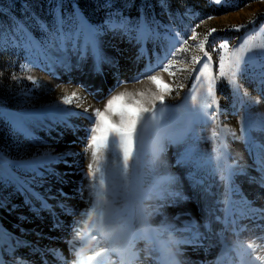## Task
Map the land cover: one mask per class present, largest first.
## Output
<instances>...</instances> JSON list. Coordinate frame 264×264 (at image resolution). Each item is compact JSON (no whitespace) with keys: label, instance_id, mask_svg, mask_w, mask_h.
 I'll use <instances>...</instances> for the list:
<instances>
[{"label":"rangeland","instance_id":"rangeland-1","mask_svg":"<svg viewBox=\"0 0 264 264\" xmlns=\"http://www.w3.org/2000/svg\"><path fill=\"white\" fill-rule=\"evenodd\" d=\"M102 1L108 2L109 7L101 10L91 4L81 10L72 4L75 0H71V4L67 0H0V209L12 203L15 207L12 209L19 214L24 189L46 193L44 184H40L50 179L44 180V175L37 170L39 165L59 155L60 151L55 152L54 146L66 147L70 158H90V150L86 151L89 122L85 108L91 104L102 109V102H106L109 93L125 90L145 93L137 99L151 107L153 94L162 93L143 74H158L174 91L165 96L163 106L156 101L157 109L163 107V111L158 110L156 120L145 127L127 184L121 179L118 163L114 162L119 157L112 155L108 161L104 199L110 219L105 226L115 227L117 231L105 238L91 227L90 221L87 225L74 223V227L63 234L68 237L67 231H71L73 236L67 239H74V229H84L83 237L90 234L101 239L97 252L101 248L117 249L109 252L114 262L125 254L128 239L138 236L140 238L134 243L145 245L152 257L159 258L171 239H184L196 243L195 248H202L204 254L195 252L204 260L208 258L210 264H248L249 250L245 245L251 242L250 235L260 233L264 236V216L259 212H246L240 202L242 195L252 202L254 209H264V186L260 183L264 176L261 170L264 53H251L246 71L240 76L242 91L246 90L248 96L238 94L227 80L221 79L216 84V103L207 97V85L196 79V73L190 75L189 71L178 69H191L192 57L202 56L198 45L210 28L217 29L207 40L213 72L219 67L217 54L227 57L232 45L239 46L245 39L251 44L264 43V33L259 31L264 25V0H157L150 13L141 11L137 16L129 15L136 0ZM171 4H175V8H171ZM109 17L116 22H126V30L113 31L105 26ZM192 28L198 33L196 40L188 39L187 44L174 45L177 36L190 38ZM225 42L228 47H224ZM173 45L188 50L179 51L175 57H166ZM173 58L174 77L160 68L149 72V64L168 63ZM85 66L90 69L85 71ZM93 70L103 71L92 91L83 84V77L89 74L88 77L92 76L91 80L95 81ZM29 76L35 80L28 79ZM70 83L90 102L86 99L83 103L65 104L61 97L71 95ZM181 84L185 86L180 88ZM253 99H259L260 103H251ZM91 112L89 108V114ZM212 113H215L214 118ZM85 120L88 122L86 133ZM225 125L227 129L222 131ZM66 126L71 129L69 133ZM213 131L219 135L213 137ZM100 155L103 159V149ZM171 167L180 172L177 181L181 179V185L191 190L184 193L186 205L174 198L167 203V198L162 200V197L163 204L159 205L158 198L155 199V195H162L163 188L170 185L165 178L174 179L168 170ZM86 169L87 166L79 173L80 177L67 179L78 188L83 186L79 199L84 204L79 207L76 222L94 198L90 181L85 176ZM229 173H232L231 187L236 190V194L230 196V207L224 202L229 190ZM55 181L54 184L66 187L65 182ZM156 182L163 183L157 191ZM172 187L165 191L167 197L173 191L180 192L177 185ZM192 189L198 192L196 196ZM164 205L172 209V213L165 210ZM189 219L195 226L186 230ZM221 219L227 222L217 230L214 226ZM165 222L174 225V229L163 228ZM145 230L148 238L140 234ZM218 238L237 248L236 256L218 261L220 250L214 247ZM147 239L154 247L147 244ZM176 246L188 253L187 246L181 243ZM72 249L65 251L75 259ZM261 253L264 249L256 255Z\"/></svg>","mask_w":264,"mask_h":264},{"label":"snow or ice","instance_id":"snow-or-ice-1","mask_svg":"<svg viewBox=\"0 0 264 264\" xmlns=\"http://www.w3.org/2000/svg\"><path fill=\"white\" fill-rule=\"evenodd\" d=\"M212 2V0H210ZM219 2V0H216ZM76 14V13H74ZM79 19H83L82 15H78ZM211 18V17H209ZM251 22V21H250ZM203 23V21H201ZM105 26L113 31H125L127 28L126 22L123 20L116 22L109 17L105 21ZM231 27H241V25H232ZM217 29L210 28L205 34V39L199 42V47L202 52V56H193L192 63L193 67L191 69H178V71H189V74L196 73V79L198 81L203 80L206 83V95L211 99L212 103H216V84L219 80L225 79L228 84L236 91L238 94H242L247 97L248 93L246 90L242 91V85L240 84V76L246 71L245 66L248 63V59L251 53L259 51L264 53V43L259 45L249 43L248 39H245L239 44V46L232 45L231 52L227 57L222 54H217V60L219 67L213 72L210 65H212V55L208 50L207 40L212 33L216 32ZM260 32L264 33V25H261ZM192 36L189 37H180L177 36L174 41L175 44L183 43L187 44L188 39L196 40L198 33L195 28L191 29ZM173 45L172 50L166 52V57H175L179 51L186 52L188 49H177ZM224 47H228V42H225ZM206 57V59H204ZM175 64V59H171L168 63H163V61H157L155 66L149 64V72H154L155 68H160L164 72H168L169 76H175V73L171 71L172 66ZM99 70V69H98ZM205 70H207L205 75ZM264 71V69H262ZM144 77L151 81L155 85L156 89L162 94L159 96L154 95V100L152 101L151 107H147L144 104L142 99H137V97H143L145 93L143 92H127L120 91L116 94L109 93V97L106 102H102L101 107H93L89 105L88 108H85L86 119L89 122V142L86 146V151L90 150V161L87 164V171L85 176L90 181V186L92 187L93 199L90 201V207L84 211L80 220L76 223L78 225L84 224L87 225L91 221V227L100 232L102 236L108 238L109 235L117 231L115 227H107L106 223L110 219V212L107 207V202L105 201V184H106V175L108 174V161L112 155H117L119 157L118 163L121 179L125 184L128 183L131 172L130 170L134 168V161L138 153V145L143 139V133L145 127L150 123L154 122L157 117V111H163V107L157 109L156 101H159L161 106L164 105L165 96L171 95L174 91L172 85L163 81V79L158 74H148L147 72L143 74ZM28 79L35 80L34 77L29 76ZM264 79V77H262ZM139 82V81H137ZM204 83L201 84V87L204 86ZM185 85H179L180 88H183ZM178 94V93H177ZM62 101L65 104H71L74 101L83 103L86 100V97L79 94L77 91H72L71 95H64L61 97ZM251 103L258 104L260 103L259 99L251 100ZM79 106V104H78ZM89 108H92V112L89 114ZM150 114V115H148ZM211 117H215V113L211 114ZM227 126H224L223 130H226ZM219 133L216 131L212 132V136L216 137ZM104 150V157L101 158L100 150ZM95 164V167H94ZM261 170L264 171V158L261 160ZM231 175L229 173V190L225 193V203L229 207L232 204L230 196L236 194V190L231 187ZM168 183H174L173 178H165ZM261 186H264V176L261 177ZM176 201H179L183 198V194L179 191H173L169 193ZM240 202L244 207L246 212L255 214L259 212L260 215L264 216V209H254L253 204L245 196H240ZM84 217H87L88 220H85ZM194 222L189 219L185 225V229H191L194 227ZM166 229H174V225L167 224L165 222L162 225ZM84 229L76 228L74 229V238L83 239L82 233ZM144 238L147 237V230L143 233ZM140 238L138 236H132L128 239L125 254H121L117 264H134L136 260V253L132 250L134 246V240ZM92 240H96L95 236L91 237ZM193 239H195V234H193ZM262 240L261 244L256 245L255 243L249 242L245 247L249 250V262L248 264H264V253L261 255H253L257 247L264 248V238H259ZM72 244V241L69 242ZM169 243L178 245L182 241H177L171 239ZM73 252L75 254V259L72 261V264H103V257L107 252L117 251L115 248H101L100 251H94L91 255L86 254L82 249L76 251L73 246ZM53 255H57L55 250H51ZM62 259V257H59ZM173 264H178L172 257ZM0 264H3L0 261ZM17 264H20V260H17Z\"/></svg>","mask_w":264,"mask_h":264},{"label":"bare ground","instance_id":"bare-ground-1","mask_svg":"<svg viewBox=\"0 0 264 264\" xmlns=\"http://www.w3.org/2000/svg\"><path fill=\"white\" fill-rule=\"evenodd\" d=\"M89 69L90 67L85 66V71ZM102 71L103 70L101 71L93 70L91 72V74H93V77H95L96 79L95 81L91 80L92 76L88 77L89 74L83 77L84 79L83 84L87 85L85 86L87 87V90L93 91V88L96 87L97 82H99L98 77H101L100 74H102ZM70 85H71L70 89L72 91H77L79 93V90H78L79 88H76L71 83ZM83 95L84 93H82V96ZM50 112L53 113L54 111L50 110ZM44 115H45L44 118H47V114H44ZM64 126L65 125H63L62 127ZM87 127H88V122L87 120H85L84 121V132L85 133H86ZM70 130L71 129L68 128L67 133H69ZM64 139L66 141L67 138H64ZM54 148H55L54 150L55 152L60 151L58 153L59 155L55 156L54 160L47 162V164L43 163L39 165L38 170H37V172H40L42 173V175H44V180L45 179L51 180V181L50 180L46 181L45 183L42 182L40 184V186L44 184L46 193L44 191L37 192L35 190H31L29 187H28L29 189L23 188L24 189L23 193L20 196L23 202V204L21 205L22 211H20L19 214L14 209H12V208H15L14 205H12V203L0 209V229L3 228V231L2 232L0 231V261H2L3 264H17L18 259L20 260V264H72V261L74 259H72L68 255V253L65 251L67 248L74 246L75 248L83 249V251L88 255H91L94 252L92 249H96L97 251V245L100 244L101 239L96 238V240H92L91 239L92 236L90 234H86L83 237V239H75V238L67 239V238H70V236H73L71 235V231H67L68 232L67 235H69L68 237H66L63 234V232H65L69 228L74 227V223H76V220L79 216V211H78L79 207L84 204L82 203L81 199H79L80 192H81V189H83L82 188L83 186L81 188H78L76 187L75 183H71L67 179H69L68 177H76V176L80 177L79 173L85 169V167L90 161V158L89 157L88 158H79V157L70 158V156L68 157L66 154V150H65L67 149L66 147L62 148L61 145H58L56 147L54 146ZM94 167H95V164H94ZM168 170H169V173H172L174 175V179H173L174 183H169L170 185H168L165 189L163 188L164 192L162 193V195L160 196L155 195V199L158 198L160 202L159 205H162L163 204L162 200L166 198L167 200L165 201L168 203V201L172 199L173 197L172 196L167 197V192L165 191L171 190L173 189L172 187L173 185H177L178 189L183 194V198L180 199L179 202L180 203L182 202L183 204L186 205L187 202H186V196L184 193L187 194L188 191L189 192L191 191V190H188L189 186H186V185L182 186L180 183L182 182L181 179L177 181V178L180 172L177 171L176 167L172 169L168 168ZM55 180L65 182L66 187H60L59 185L54 184L56 182ZM67 181L69 182L68 184H67ZM160 183L156 182L154 186L156 191L158 190V188L163 187V183L161 184ZM248 187L249 186H246L247 190H249ZM86 190L88 191V189ZM192 191L194 190L192 189ZM194 193L195 195L193 196H196L198 192L194 191ZM88 195H89V192H88ZM189 196H191V194ZM33 197H37L39 199H34ZM161 197H162V200H160ZM86 198H89V197L87 196ZM158 200H156V202ZM164 208H167L165 210H167L169 213L172 211V209H169L168 207H166V205H164ZM225 221L227 222V220L221 219L219 223L215 224L214 228L219 230V227L223 223H226ZM140 234L143 235V233H140ZM254 234L250 235L249 240L251 242H254L256 245L261 244L262 240L259 238H264L263 234H260V233L259 234L254 233ZM218 236L219 234H217L216 237ZM70 241H72V244L69 243ZM180 241H182L181 244L189 248L186 250L188 251V253L183 252L180 248H177L176 245L169 243L164 248V252L159 255V258L152 257L147 252V249H145V245H139V244L134 243V246L132 249L136 253V260L134 261V264H173L172 257H174V260L178 262V264H210V261L208 258L204 260L202 255L198 256V254L195 252L198 250L200 251V253L203 252L204 254V250L202 248L194 247L196 243H191L189 242V240H184V239H181ZM147 244H150L152 247H154V244L152 243V241L148 239H147ZM214 247L220 250V256L217 257L218 261H219V258L236 256L237 248H235L233 245H228V244L223 243L219 238L216 240ZM260 249H264V248L257 247V252L253 254L255 255L258 254V251ZM51 250H55L57 255H53ZM58 256L62 257V259H59ZM228 259L229 258H227L226 261ZM114 260L115 258L111 256L109 252H107L105 253L103 257V264H117V262H114ZM93 264H95V262H93Z\"/></svg>","mask_w":264,"mask_h":264},{"label":"trees","instance_id":"trees-1","mask_svg":"<svg viewBox=\"0 0 264 264\" xmlns=\"http://www.w3.org/2000/svg\"><path fill=\"white\" fill-rule=\"evenodd\" d=\"M69 2V4H71V0H67V3ZM141 2L139 0H136L133 4V11L129 14L130 16H137L141 11V13H150L151 10H153L155 8V5L157 3V0H144L141 4ZM72 4L77 5V7H79L81 10L86 8V6L91 5L94 6H98V9H105L106 7H109L108 2H104L102 0H75V2H73ZM143 5V6H142ZM173 5V7L171 8H175V4H171V6ZM73 5H71V7H69V9L72 8ZM140 6H142L140 9ZM109 11H112L111 8H108Z\"/></svg>","mask_w":264,"mask_h":264}]
</instances>
